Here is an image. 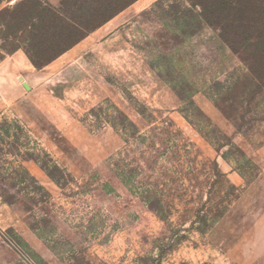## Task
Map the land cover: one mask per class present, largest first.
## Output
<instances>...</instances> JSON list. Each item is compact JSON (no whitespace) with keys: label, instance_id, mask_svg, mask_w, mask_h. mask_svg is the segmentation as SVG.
Segmentation results:
<instances>
[{"label":"rangeland","instance_id":"374dc122","mask_svg":"<svg viewBox=\"0 0 264 264\" xmlns=\"http://www.w3.org/2000/svg\"><path fill=\"white\" fill-rule=\"evenodd\" d=\"M19 1H0V264H264V63L186 0H134L35 67L23 18L61 0Z\"/></svg>","mask_w":264,"mask_h":264},{"label":"trees","instance_id":"16d2710c","mask_svg":"<svg viewBox=\"0 0 264 264\" xmlns=\"http://www.w3.org/2000/svg\"><path fill=\"white\" fill-rule=\"evenodd\" d=\"M31 1L33 0H20L15 2L12 8L20 3L28 4ZM132 1L134 0H122L118 6H112L111 0L105 2L101 0H61L57 6L37 3L39 8L37 14L29 13L23 18L24 30L29 31L25 39L28 46L25 49L27 57L35 67L48 64ZM247 2L250 0H186V8L197 15L204 26L216 31L220 41L230 51L238 54L248 51L252 56L249 60L244 58L243 61L249 69L251 58L252 61L258 59L260 65L264 63V15L251 20L246 10ZM9 9L10 7L6 8L7 11ZM34 46H40L43 50L33 51ZM254 80L257 86L264 81L261 77ZM226 88L228 91L231 86L228 85ZM219 99L228 101L230 97L223 99L220 94ZM215 102L222 112L230 117L227 110L219 104L218 98H215ZM23 171L26 173L24 168ZM216 176L223 177L224 175L217 171ZM231 188L235 189L234 186ZM142 192L144 201L160 218L167 219L169 214L160 205V199L156 198L150 189L146 188ZM222 210L224 208L220 209L215 206L202 214L198 211L195 216L205 223L206 220L221 217L224 214ZM200 232L204 230L200 229ZM178 239L176 238L173 242ZM163 245H165L164 240L158 247Z\"/></svg>","mask_w":264,"mask_h":264},{"label":"water","instance_id":"95a60500","mask_svg":"<svg viewBox=\"0 0 264 264\" xmlns=\"http://www.w3.org/2000/svg\"><path fill=\"white\" fill-rule=\"evenodd\" d=\"M22 84L26 89H29V85L25 81H23Z\"/></svg>","mask_w":264,"mask_h":264}]
</instances>
